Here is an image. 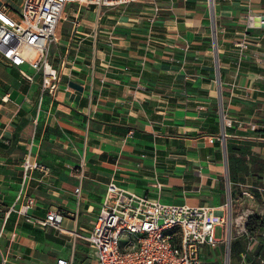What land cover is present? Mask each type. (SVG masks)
Wrapping results in <instances>:
<instances>
[{
    "label": "crops",
    "instance_id": "1",
    "mask_svg": "<svg viewBox=\"0 0 264 264\" xmlns=\"http://www.w3.org/2000/svg\"><path fill=\"white\" fill-rule=\"evenodd\" d=\"M21 1L0 0V6L17 16ZM130 4L95 8L67 3L50 45L49 60L57 70L52 88L42 87L40 71L24 63L21 68L33 74L28 80L0 53L2 205L12 204L23 186V194L37 199L28 214L43 217L49 208L60 206L66 211L62 228L87 234L110 178L161 202L224 204L223 140L264 141V64L244 59L237 65L231 44L240 37L247 7L258 9L264 0ZM211 8L215 41L207 27ZM262 43L250 50L264 56V38ZM70 80L82 90L69 86ZM27 152L49 171L33 169L24 180L21 162ZM79 165L81 173L75 169ZM79 180L80 203L74 193ZM243 184L251 185V178L237 182V187ZM163 195L173 201L163 200ZM36 229L52 232H44V237L54 252L42 259L29 253L39 245L38 238L29 236ZM53 231L65 237L55 240ZM78 238L38 227L13 211L0 245L8 252L7 264H48L71 252L80 264H95L90 248L82 250Z\"/></svg>",
    "mask_w": 264,
    "mask_h": 264
},
{
    "label": "built area",
    "instance_id": "2",
    "mask_svg": "<svg viewBox=\"0 0 264 264\" xmlns=\"http://www.w3.org/2000/svg\"><path fill=\"white\" fill-rule=\"evenodd\" d=\"M142 0H22L20 12L12 16L5 5L0 6V53L3 59L18 66L20 74L32 80L33 74L22 65L27 63L34 72H41L42 87L52 88L51 81L56 77V67L50 63V45L56 40L55 29L61 20L67 3L79 6L112 7L127 5ZM156 6V5H155ZM155 12L158 9L154 7ZM153 20V17L150 21ZM256 30L258 33L253 34ZM216 34V33H215ZM216 38V35H215ZM264 38V6L255 9L247 7L244 12L240 37L233 39L232 45L236 52L237 65L244 59H253L264 64V56L256 49L263 46ZM256 48L250 50V48ZM264 78V77H263ZM41 94V93H40ZM39 97V103L42 100ZM2 98H5L3 96ZM222 116L225 114L222 112ZM227 125L232 120L227 118ZM133 130H128L126 136H131ZM225 135V132L223 133ZM23 179L33 169L48 172L44 163L32 158L29 152L21 162ZM81 173L79 165L76 167ZM82 176V174L80 175ZM158 188L161 184H155ZM239 190V196L253 198L249 187ZM264 193V187H259ZM75 198L80 203L82 198L81 183L74 189ZM103 199L87 234L74 229L64 230L62 222L66 211L60 206L49 208L43 217L28 214V209L36 205L35 196L23 194L21 186L10 205L0 203V236L3 226L13 211L26 215V220L44 228L61 230L79 237L90 248V255L95 258V264H205L204 250L209 251L224 244V264H229L230 254H226V243L235 234L238 237L246 234L247 248L252 249L259 241L264 245V233L254 235L247 230L248 209L238 208L233 217L226 206H210L205 204H188L161 202L156 196L132 190L113 178L107 181ZM237 198V197H236ZM18 199L22 201L16 205ZM236 200V199H235ZM221 227V236H215L216 227ZM70 231V232H69ZM7 250L0 245L1 264H7ZM241 253L238 264H246V255ZM259 261L264 264V257ZM48 264H80L71 252L68 256L60 255Z\"/></svg>",
    "mask_w": 264,
    "mask_h": 264
},
{
    "label": "trees",
    "instance_id": "3",
    "mask_svg": "<svg viewBox=\"0 0 264 264\" xmlns=\"http://www.w3.org/2000/svg\"><path fill=\"white\" fill-rule=\"evenodd\" d=\"M143 136L145 138L150 137L147 134ZM226 149L231 197L237 195V182H246L247 177H250V192L254 197L264 202V193L259 189L264 183V141L252 138H244L236 142L227 140ZM246 226L248 232L257 235V231H264V216H253L247 221ZM247 242L246 234L232 238L229 244V253L239 258L240 252H244L246 264H262L259 261L261 257H264V245L262 242H255L252 249L247 248Z\"/></svg>",
    "mask_w": 264,
    "mask_h": 264
},
{
    "label": "rangeland",
    "instance_id": "4",
    "mask_svg": "<svg viewBox=\"0 0 264 264\" xmlns=\"http://www.w3.org/2000/svg\"><path fill=\"white\" fill-rule=\"evenodd\" d=\"M130 5L131 4L129 3V4H127V6H125V5H118V6H115L113 8H122V7H126L127 8V7H130ZM103 10H104V8H102V10H100L99 13H102ZM105 12H108V11H105ZM83 13H86V12H83ZM208 15L209 16L207 17V23H208L207 24V27H209V30L211 31V38H213L214 41H215V33H216V29H215L216 28L215 15L213 14V12H211V13L209 12ZM211 28L212 29L214 28L215 29V32H212ZM216 74H217L218 80H219L220 70L218 69V67L216 69ZM218 100H219V104L221 105L220 107H221V110H222L223 109V104L221 103L222 102V93L219 94ZM228 185H229L228 188L225 187V192H226L227 196L223 200V202L227 203V209L232 214L233 217L237 214L238 208L248 209V211H249L250 214L248 216L247 221L250 220L253 216H256V215H262V216H264V202H261L259 199H257L254 196H253V198H250L249 196H246V195H241V196L238 195V196H236L237 198L231 197V195L229 194V191H230V182L228 183ZM245 187H246L245 184L240 185V188L239 187L237 188V190H238L237 191V194H239V190L241 188L246 189ZM260 187H264V183ZM203 199H207V197H204ZM163 200H166V198H165L164 195H163ZM166 201H171V200H166ZM223 206H226V205H223ZM94 210H96V208H94L91 212H88L87 213L88 215H86V218L91 217L92 214H94L93 213ZM32 232L33 233L32 234H29V236L32 237L31 235H33V238H38V241H39L38 244L39 245H35L29 251V253L31 254V257L34 258V259H38V258H41L42 259V258H45L48 255V253L49 254H52V252H54V251L49 250L50 249L49 246H53V244H52V242L47 241L46 240V237H44V232H50V233H52V232L50 230H43V231H41L39 229L33 230ZM257 232L264 233L263 230L257 231ZM53 233H54V236H55V240L56 239H59L58 238L59 236L65 237L60 232L53 231ZM221 234H222L221 233V227L217 226L216 229H215V236L216 237H219V236H221ZM235 237H236V235L235 234H232L231 237H229L230 241L232 240V238H235ZM35 240H37V239H35ZM78 243H80L82 250H84L86 252L88 251V249L86 250V248H88V246H87V244L84 241H80ZM69 247H70L69 243H66L65 244V250H67ZM204 254H205V263L206 264H209L210 262H212L214 264H224V256H225V254H224V244L223 243H220L219 245H217V247H215L212 250L205 251ZM230 258L231 259H230L229 264H235V263H238V261H239V259L234 254H230ZM76 260L77 261L79 260L77 254H76Z\"/></svg>",
    "mask_w": 264,
    "mask_h": 264
},
{
    "label": "water",
    "instance_id": "5",
    "mask_svg": "<svg viewBox=\"0 0 264 264\" xmlns=\"http://www.w3.org/2000/svg\"><path fill=\"white\" fill-rule=\"evenodd\" d=\"M211 30H212V32H215L214 28L213 29L211 28ZM68 84H69V86L71 85V86H73L76 89L82 90L81 85H79L77 82H75L73 80H70ZM222 145H223V149H224V152H225V164H226V178L225 179H227V181H226L227 185L226 186L228 188L229 187V185H228L229 179H228L227 149H226L225 139L223 140V144ZM229 244H230V242L226 243V248H227L226 254L229 253Z\"/></svg>",
    "mask_w": 264,
    "mask_h": 264
},
{
    "label": "bare ground",
    "instance_id": "6",
    "mask_svg": "<svg viewBox=\"0 0 264 264\" xmlns=\"http://www.w3.org/2000/svg\"><path fill=\"white\" fill-rule=\"evenodd\" d=\"M211 12H212V8H211Z\"/></svg>",
    "mask_w": 264,
    "mask_h": 264
}]
</instances>
